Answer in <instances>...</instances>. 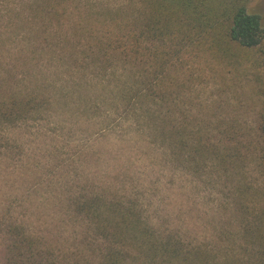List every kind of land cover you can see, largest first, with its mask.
<instances>
[{
    "label": "trees",
    "instance_id": "16d2710c",
    "mask_svg": "<svg viewBox=\"0 0 264 264\" xmlns=\"http://www.w3.org/2000/svg\"><path fill=\"white\" fill-rule=\"evenodd\" d=\"M228 4L232 7L225 11ZM27 9L38 19V27L31 33L28 53L16 55L22 63L46 53L65 65L68 74L113 77L115 97L127 111L139 110L152 138L149 143L169 149L194 174L208 161L228 175L242 173L250 156L264 173V122L252 128V139L243 138L242 129L233 125L211 127L210 115L193 109L200 103L190 94L210 71L209 60L201 65L193 60L200 53L218 63L228 57L225 42L240 48L264 42L258 13L235 0H122L114 7L81 0H32ZM67 12L78 15L65 28ZM13 69L11 63L0 62V133L4 126L33 119L64 97L61 87L24 86ZM235 188L236 210L255 218L253 226L243 222L240 242L233 234L225 244L190 240L185 231L147 214L131 193L88 189L68 203L74 218L89 225L81 241L84 247L75 255L59 258L53 246L28 234L21 223L7 222L0 264H264V225L253 216L257 209L264 219V208L251 206L253 200L245 195L253 189L252 181L239 180Z\"/></svg>",
    "mask_w": 264,
    "mask_h": 264
},
{
    "label": "rangeland",
    "instance_id": "374dc122",
    "mask_svg": "<svg viewBox=\"0 0 264 264\" xmlns=\"http://www.w3.org/2000/svg\"><path fill=\"white\" fill-rule=\"evenodd\" d=\"M30 1L0 0V62L11 63L24 86L61 87L64 97L33 119L4 126L0 133V261L7 222L21 223L28 234L53 246L59 258L75 255L84 247L81 241L89 225L74 218L68 203L88 189L131 193L147 214L185 231L190 240L225 244L233 234L240 242L243 222L253 226L255 218L236 210L235 184L252 181L253 189L247 188L245 195L253 200L251 206L264 208V173L256 157L250 156L242 173L228 175L208 161L194 174L169 149L149 143L152 138L139 110L127 111L115 97L113 77L68 74L65 65L46 53L22 63L16 55L28 53L31 33L38 27V19L27 9ZM121 1L81 0L112 7ZM235 2L264 22V0ZM77 15L65 14V28ZM227 43L223 47L228 57L218 63L203 53L193 59L199 65L209 60L204 65L210 71L204 82L192 86L190 94L200 103L192 107L210 115L211 127L233 125L242 129L243 138L252 139V128L264 122V42L254 48ZM253 216L264 225L257 209Z\"/></svg>",
    "mask_w": 264,
    "mask_h": 264
}]
</instances>
